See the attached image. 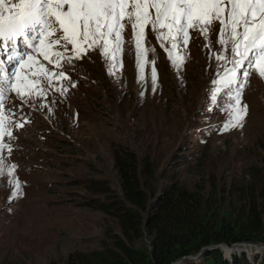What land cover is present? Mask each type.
I'll return each mask as SVG.
<instances>
[{"label": "rangeland", "instance_id": "374dc122", "mask_svg": "<svg viewBox=\"0 0 264 264\" xmlns=\"http://www.w3.org/2000/svg\"><path fill=\"white\" fill-rule=\"evenodd\" d=\"M218 32L216 24L209 34L210 47L202 35L191 32L187 59L178 74L165 51L169 44L146 29V58H156L155 90L151 64L145 65L146 86L138 83L136 50L130 43L133 32L128 27L119 85L95 50L75 61L74 67L65 62L63 69L52 68L67 72L76 84L69 87L65 81L64 95L47 83L46 96L34 97L31 104L22 103L14 91L6 93L14 99L5 103L19 108L12 120L30 122L12 128L16 139L5 137L13 150L4 151V163L17 165L15 176L25 184L23 195L9 203L8 177L0 180V264H64L73 252L114 249L113 239L122 237L121 230L114 217L92 207L93 200L106 198L90 188L104 183L109 194L122 199L114 168V152L121 148L136 157L149 206L177 188L202 196L204 221L233 225L240 201L236 189L253 186L264 212V79L252 72L243 93L249 106L244 126L223 131L229 93L239 85L222 89L212 100V91L220 87L213 81L230 75L228 70L234 67L229 60L215 59L222 53ZM245 70L239 69L241 81ZM4 111L11 114L7 107ZM257 240L217 249L231 262L233 255L239 258L242 253L245 260L240 264H264V236ZM129 245L150 250L147 237ZM224 248L233 249L228 258ZM204 252L175 264L211 263Z\"/></svg>", "mask_w": 264, "mask_h": 264}, {"label": "snow or ice", "instance_id": "6c2138e0", "mask_svg": "<svg viewBox=\"0 0 264 264\" xmlns=\"http://www.w3.org/2000/svg\"><path fill=\"white\" fill-rule=\"evenodd\" d=\"M216 24L222 53L216 54L215 59L229 60L234 67L228 70L230 75L213 81L220 87L212 91V100L218 98L222 89L239 85L229 93L222 126L226 132L244 126L249 106L243 102V93L252 72L264 79V0H0V48L7 61L16 64L9 74L5 60L0 59V180L8 177L12 188L9 203L23 195L24 182L15 176L17 165L4 163V151H12L5 137L16 139L12 128H23L30 121L15 122L14 113H5L7 92L14 91L22 103L31 104L34 97L46 96L47 83L64 95L68 91L65 81L69 87L76 84L67 72L52 68L63 69L65 62L74 67L75 61L95 50L100 51L109 76L119 85L123 34L128 27L133 32L130 43L136 50L138 83L142 88L146 86L145 65L151 64L150 78L155 90L159 87L156 58H146V29L169 44L165 51L170 65L180 74L191 32L202 35L210 47L209 34ZM21 41L31 51L21 53ZM42 61H47V65ZM244 68L247 70L241 81L239 69Z\"/></svg>", "mask_w": 264, "mask_h": 264}, {"label": "trees", "instance_id": "16d2710c", "mask_svg": "<svg viewBox=\"0 0 264 264\" xmlns=\"http://www.w3.org/2000/svg\"><path fill=\"white\" fill-rule=\"evenodd\" d=\"M114 168L120 180L122 199L109 194L110 189L104 183H97L90 190L106 199L93 200L90 204L116 219L122 237H114V249L93 254L73 252L64 264H175L182 257L201 250H205L207 258L213 259L209 264H240L245 260L242 253L239 258L233 255L231 262L222 258L219 249L209 251L205 248L255 243L259 242V235L264 236V212L253 186L236 189L240 201L235 207L233 225L214 223L203 220L204 204L198 193L173 188L149 206L141 187L136 157L130 151L115 150ZM144 237L149 239V252L129 245Z\"/></svg>", "mask_w": 264, "mask_h": 264}, {"label": "bare ground", "instance_id": "6f19581e", "mask_svg": "<svg viewBox=\"0 0 264 264\" xmlns=\"http://www.w3.org/2000/svg\"><path fill=\"white\" fill-rule=\"evenodd\" d=\"M240 247H242V246H239V248H240ZM245 247H248V248H250V246H245ZM246 249H247V248H246ZM251 249L253 250V248H252V247H251ZM222 250H223V249H222ZM224 250H225V254H226V255H228V254H229V251H233V249H232V250H230V249L228 250V249H225V248H224ZM255 250H256V249H255ZM258 250H259V249H258ZM253 252H254V251H253Z\"/></svg>", "mask_w": 264, "mask_h": 264}, {"label": "water", "instance_id": "95a60500", "mask_svg": "<svg viewBox=\"0 0 264 264\" xmlns=\"http://www.w3.org/2000/svg\"><path fill=\"white\" fill-rule=\"evenodd\" d=\"M220 246H223V247H225V248H226V246H225V245H216V246H213V249H217V248H219Z\"/></svg>", "mask_w": 264, "mask_h": 264}]
</instances>
